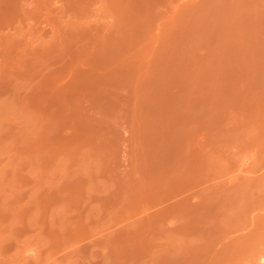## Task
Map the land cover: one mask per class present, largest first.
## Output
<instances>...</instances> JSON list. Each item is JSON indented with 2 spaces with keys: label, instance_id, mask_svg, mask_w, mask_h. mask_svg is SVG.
<instances>
[{
  "label": "rangeland",
  "instance_id": "obj_1",
  "mask_svg": "<svg viewBox=\"0 0 264 264\" xmlns=\"http://www.w3.org/2000/svg\"><path fill=\"white\" fill-rule=\"evenodd\" d=\"M0 264H264V0H0Z\"/></svg>",
  "mask_w": 264,
  "mask_h": 264
}]
</instances>
